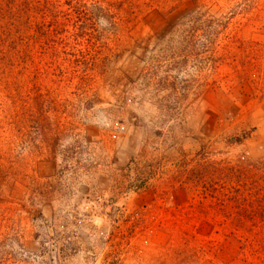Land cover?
Returning a JSON list of instances; mask_svg holds the SVG:
<instances>
[{
    "label": "rangeland",
    "instance_id": "rangeland-1",
    "mask_svg": "<svg viewBox=\"0 0 264 264\" xmlns=\"http://www.w3.org/2000/svg\"><path fill=\"white\" fill-rule=\"evenodd\" d=\"M49 1L0 79V264H264V0Z\"/></svg>",
    "mask_w": 264,
    "mask_h": 264
},
{
    "label": "trees",
    "instance_id": "trees-1",
    "mask_svg": "<svg viewBox=\"0 0 264 264\" xmlns=\"http://www.w3.org/2000/svg\"><path fill=\"white\" fill-rule=\"evenodd\" d=\"M49 0H2L0 1V79L13 80L17 76L18 65L27 64L33 50L32 31L38 27L42 37L47 40L52 34L59 35L62 25L59 24L60 6H50ZM5 13V14H4ZM50 19L51 22L46 20ZM53 23V26H52ZM50 42V41H48ZM56 41H53L55 44ZM46 43L44 44V46ZM42 53L46 55L45 47ZM54 55L56 51L54 50ZM261 201V200H260ZM262 208L264 206H261ZM261 209V208H254ZM245 210L244 208L241 211ZM257 211L254 212L256 214ZM246 215V214H245ZM245 217V216H244ZM244 217L239 215L236 226L244 227ZM238 231V230H235ZM239 233V232H238ZM237 237V233H233ZM248 245L242 247L246 252ZM243 264H248L243 261Z\"/></svg>",
    "mask_w": 264,
    "mask_h": 264
}]
</instances>
